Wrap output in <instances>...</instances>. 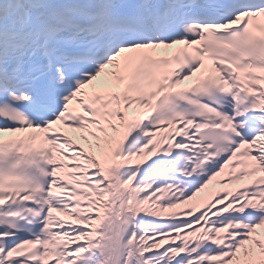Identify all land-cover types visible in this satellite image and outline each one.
I'll list each match as a JSON object with an SVG mask.
<instances>
[{
  "label": "snow or ice",
  "instance_id": "1",
  "mask_svg": "<svg viewBox=\"0 0 264 264\" xmlns=\"http://www.w3.org/2000/svg\"><path fill=\"white\" fill-rule=\"evenodd\" d=\"M0 264H264V0H0Z\"/></svg>",
  "mask_w": 264,
  "mask_h": 264
}]
</instances>
